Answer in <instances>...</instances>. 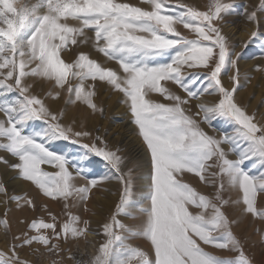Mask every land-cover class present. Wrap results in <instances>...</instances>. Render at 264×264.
Here are the masks:
<instances>
[{"label":"snow or ice","instance_id":"6c2138e0","mask_svg":"<svg viewBox=\"0 0 264 264\" xmlns=\"http://www.w3.org/2000/svg\"><path fill=\"white\" fill-rule=\"evenodd\" d=\"M234 14L233 0H207L203 10L179 0H0V166L15 173L10 180L60 203L66 216L59 225L56 216L20 220L24 228L12 233L9 204L35 211V198L9 195L0 180V264H32L40 248L60 257L52 264H83L65 245L87 235L103 237L88 264H254L233 227L242 217L264 225V115L237 100L243 53L223 32ZM239 14L258 27L264 0ZM73 48L66 62L61 54ZM98 90L119 94L143 162L110 149L82 124L64 123V111L46 103L66 93V105L102 115ZM101 161L109 174L97 175ZM113 182L115 190L105 191L115 199L92 231L72 209L89 212L92 190ZM253 235L264 249V227Z\"/></svg>","mask_w":264,"mask_h":264},{"label":"rangeland","instance_id":"374dc122","mask_svg":"<svg viewBox=\"0 0 264 264\" xmlns=\"http://www.w3.org/2000/svg\"><path fill=\"white\" fill-rule=\"evenodd\" d=\"M130 3H138V0H128ZM181 3H186L189 5H194L203 10V5L207 2V0H179ZM233 2L237 6V14L229 17V25L223 29L224 34L227 36L231 45H235V51L242 52V58L240 60V70H241V77H240V91L237 93V100L247 107V111L251 114L255 112L257 117L264 115V73L256 71V67H264V48L261 46L264 45V22L260 23L257 27L253 24L248 23L245 19H243V15L239 14L241 9L244 6L247 8L250 7V4L247 0H233ZM252 2V0H251ZM177 3V0H170V6H174ZM249 10V9H248ZM256 30H255V29ZM258 32L257 37L253 38L251 36L252 30ZM180 31L186 32V30L180 28ZM248 31V32H247ZM251 32V33H250ZM240 34H245L248 37L245 38L246 40H241ZM250 34V35H248ZM250 36V37H249ZM249 38V39H248ZM251 40V43H248ZM247 44L245 48L244 45ZM83 51H87L86 47L82 46ZM76 49L73 48L71 51H65L61 54L62 59L66 62H70L74 58V54ZM93 58H96L95 56ZM108 66L115 67V65L109 62ZM224 80H228V76H224ZM39 91V89L37 90ZM48 91V87L45 86L43 92H41V97ZM104 95V96H103ZM113 95V96H111ZM67 94L63 93L59 100L57 101H46V103L51 104V106L56 110H63L64 111V123H71L73 121L76 122L75 127L79 129L80 125L82 124L83 127L92 133V137L99 136L110 149H117L121 150V154L130 155L141 162L144 160V150L140 147L139 150L135 147V144L131 143V135L129 133H122L120 130V126L124 121V117L122 114L119 116H114V114L109 113L107 114V110L111 107L118 105L123 109H127L125 104L120 100L119 94L106 91V90H98L97 96L94 98V103L97 105L98 108L103 110L102 115L98 111L95 114H92L90 109H86V105L80 104L77 102L76 104H65ZM112 98V99H111ZM203 99V98H202ZM211 99V98H208ZM110 100L112 105H109ZM82 108V109H81ZM89 113H87V112ZM112 112V109H110ZM91 115V116H89ZM40 122H36L39 124ZM104 123V124H103ZM132 124V123H131ZM213 124L216 129H223L225 125L220 121H213ZM115 126L114 127H111ZM130 125V124H129ZM117 127V129H116ZM201 127L206 131L209 135L217 136L221 135L220 131H214L213 128H209L206 125H201ZM114 128V129H112ZM83 142H90L89 140H85ZM61 144H66L67 142H59ZM132 145H131V144ZM76 147V146H73ZM142 148V149H141ZM143 158V159H142ZM46 171H54L53 169L49 168L47 165L42 166ZM97 175H107L109 174V169L104 167L103 162L101 161L96 168ZM15 175L12 171H5L2 166H0V180H3L4 183L7 184L9 195L16 194L23 196L25 193L28 194L30 198H35L36 209L33 211L31 208H27L25 211H20V217L17 220L11 219V214L14 213L16 209L15 204H9V207L12 211L8 215V219L11 222V231L12 233H18L20 230L24 228V225L18 223L20 220L26 219L28 223H31L33 219L36 220H44L45 222H51L50 217L56 216L58 225L62 224L66 219V216L63 212L62 205L58 202L51 201L50 199L39 197L36 195V190L33 186H30L27 182L21 181H12L9 178ZM187 181H189L198 191L201 193H207L209 189L205 188L201 185L198 180L190 179L188 176L185 177ZM84 183L83 180H79L78 184L82 185ZM105 189H110L112 191L115 190L114 182L112 184L104 183L99 185L98 188H94L90 193V216H93L92 213H96L94 215L95 221L97 224L91 221L90 229L92 231H99V221L103 218L104 214L107 213L108 208L104 206V202L108 203L115 199V197L109 195ZM4 197L0 195V218L3 217V213L5 211V207L3 204ZM103 202V203H102ZM15 207V208H14ZM258 207H264V200H259L258 198ZM46 209V210H45ZM98 209V210H97ZM98 218V219H97ZM241 222L239 226H234L233 231L236 235L241 236L242 238L247 240L246 251L250 257H252L254 264H264V249H262L256 241L258 237L253 235V231L256 228L264 227L261 225L259 221L253 223L252 218L250 217H242L240 218ZM89 239H87V247L86 255L85 251L81 249L79 241H76L72 244L71 248V255L75 256L77 260L83 261V264H88L89 254L88 250L93 248L95 249L96 246L102 241V236H94L90 235ZM252 245H255L254 247ZM68 245H65L67 248ZM34 248H38L40 246L34 245ZM5 248V239L3 233L0 232V250ZM81 251H80V250ZM211 251V249H206ZM221 254V253H216ZM65 255L66 253H62ZM32 261V264H52L53 260H58L60 257L58 256H51L45 253L43 248H40V251L34 255L29 257ZM66 261V259H65ZM71 262V261H70ZM67 264V262H65ZM72 264V262L70 263Z\"/></svg>","mask_w":264,"mask_h":264},{"label":"bare ground","instance_id":"6f19581e","mask_svg":"<svg viewBox=\"0 0 264 264\" xmlns=\"http://www.w3.org/2000/svg\"><path fill=\"white\" fill-rule=\"evenodd\" d=\"M248 1V3L250 4V7L248 8L249 9V11H251L252 10V8H254L258 3H259V0H252V2H251V0H247ZM243 19H245L244 18V16H243ZM263 23V22H262ZM255 26V25H254ZM255 29V28H254ZM254 29L252 30V32L254 31ZM256 30V29H255ZM248 32V31H247ZM251 33V32H250ZM248 35H250V34H248ZM240 37L242 38V39H240V41H238V42H242L241 40H246L245 38H247L248 36L247 35H245V34H240ZM250 37V36H249ZM249 39V38H248ZM104 96V95H103ZM111 96H113V95H111ZM112 99V98H111ZM107 102H109V105L111 104L112 105V102L110 101V100H107ZM81 104V103H80ZM113 106V105H112ZM82 109V108H81ZM86 109H87V107H86ZM110 109H112V112L110 111ZM109 110H107V114H109V113H112V114H114V116H119V114H122L123 115V117H124V121H126V123H123V124H121V126H120V131L122 132V133H129L131 136V143L132 144H135V146H132V147H135L136 148V146H137V149H135L136 151L137 150H139V151H141L139 148L140 147H142L143 148V145H142V143H141V140L139 139V137H138V133H137V130H136V128H135V126L133 125V124H131V122H130V114H129V112H128V110L127 109H123V108H121V107H119L118 105H116V106H113V107H111ZM87 112V111H86ZM88 113V112H87ZM89 114V113H88ZM89 116H91V115H89ZM104 124V123H103ZM130 124V125H129ZM111 127H114L115 128V126H112L111 125ZM114 128H112V129H114ZM116 129H117V127H116ZM130 143V144H131ZM131 144V145H132ZM141 148V149H142ZM143 159V158H142ZM91 199H92V197H90ZM103 203V202H102ZM104 204V206L106 207V208H108V203H103ZM90 206H91V204H90V201L87 203V208L88 209H90ZM15 208V207H14ZM98 210V209H97ZM72 211H73V213L74 214H76V215H79L80 216V218H81V221H83L84 219H89L90 218V220L92 221V224L93 223H95V224H97V222L95 221V216L93 215V216H90V213H91V211H89V212H85L84 211V208L83 207H81L80 209H79V211H77L76 209H72ZM11 219L12 220H17L19 217H20V211L19 210H17V209H15L14 210V213H12L11 214ZM98 219V218H97ZM81 226H83L82 224H81ZM89 237H91L90 235H87V236H84V237H81L78 241H79V243H80V241H81V243H80V246L82 247L81 249L83 250V252L85 251V255L87 254L86 253V247H87V245H86V243H87V239H89ZM74 243V242H73ZM73 243H71V245H68L67 247H70V248H72L73 246H72V244ZM80 250V249H79ZM81 251V250H80ZM94 251H95V249H93V248H91V249H89L88 250V254H89V258H91L92 256H93V254H94ZM65 262H67V264H70L71 262L69 261V260H67L66 259V261Z\"/></svg>","mask_w":264,"mask_h":264}]
</instances>
